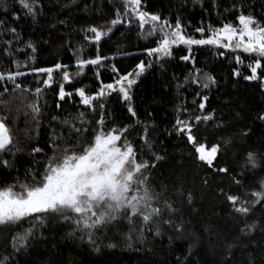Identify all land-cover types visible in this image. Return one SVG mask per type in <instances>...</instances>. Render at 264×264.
Wrapping results in <instances>:
<instances>
[{"label":"trees","instance_id":"trees-1","mask_svg":"<svg viewBox=\"0 0 264 264\" xmlns=\"http://www.w3.org/2000/svg\"><path fill=\"white\" fill-rule=\"evenodd\" d=\"M142 8L173 24L179 18L187 33L198 39L210 34V24L238 25L241 11L245 15L251 12L264 23V0H142ZM117 9L124 12L123 0H38L33 18L19 0H0V21L4 22L0 26V73H26L16 78L21 88L15 91L12 81H0V119L21 149L15 156H5L14 166L0 167V188L17 178L25 181L26 170L43 171L46 155L32 154L31 149L39 146L47 156L52 154L48 142L53 128L57 132L65 130L53 116L68 117L76 127L88 128L85 135L90 141L91 129L97 127L96 121L103 113L106 131L127 126L126 135L137 150V160L155 164L146 175L149 186L160 194L155 205L164 209L162 215L146 227L138 217L134 225L121 218L96 230L94 243L80 231L71 234V222L52 217L36 230L27 250L20 252L14 250L12 237L32 225L27 220L18 225H0V259L10 257L7 264H264V203H250L254 199L251 193L264 180V159L255 168L246 162L248 152L264 157V121L257 119L264 113V79H244L251 74L247 65L254 57L216 45H193L189 52L183 44L173 46L171 56L149 57L144 50L156 47L159 34L148 36L149 26L141 29L138 19L130 14L121 17L122 23L111 26ZM90 26L105 31L111 26L112 31L97 44L85 39L92 35L87 32ZM197 27H204L205 33L195 32ZM11 28L16 29L15 34ZM98 51L109 59L101 66L85 65L77 75V58L93 59ZM184 55L192 59L181 60ZM236 55H241L243 64L236 62ZM140 61L147 67L135 77L136 83L130 89L135 117L128 112L129 102L117 92L94 101L95 111L80 103L77 88H84L89 95L96 93L101 81L113 83L118 78L113 65L119 74H125ZM56 63L68 65L70 81H62V72L56 71L54 83L46 87L43 80L47 74L30 71ZM234 70L241 74L234 75ZM258 74H264V68ZM208 75L215 83L204 88ZM61 82L66 92L73 93L64 100L58 95ZM37 87L43 90L38 100V124L28 106L37 99ZM205 96V108L201 110L199 104ZM78 113L84 116L72 119ZM210 113L211 120L195 119ZM177 118L193 125L198 142L207 147L220 145L215 169L226 167L228 173L196 158L186 134L177 133L174 127ZM81 119L85 123L81 124ZM155 155L163 159L157 161ZM27 179L31 182L30 177ZM227 195L249 202L245 206L251 211L246 216L237 213ZM165 201L175 211L165 208ZM169 219L173 225L164 222ZM179 223H183V229L177 231L174 225ZM245 224L255 226L241 232ZM227 244L233 247L228 249Z\"/></svg>","mask_w":264,"mask_h":264},{"label":"snow or ice","instance_id":"snow-or-ice-1","mask_svg":"<svg viewBox=\"0 0 264 264\" xmlns=\"http://www.w3.org/2000/svg\"><path fill=\"white\" fill-rule=\"evenodd\" d=\"M19 2L26 9L27 14L35 18L34 6L38 0H19ZM123 3L124 12L121 13L117 9L116 18L112 19L109 24L111 26L120 24L122 23L121 17L130 14L138 19L141 29H144L146 25L149 26L148 36L159 34L160 38L156 47L144 50L149 57L153 55L157 57L161 55L171 56L173 46L180 44L188 46L189 52H191L193 45L222 46L233 51L240 50L249 54L250 57H254L247 65L251 74L245 76V80L264 79V74H258V70L264 68V64H262L264 61V23L251 12L245 15L241 11L237 16L238 25L231 22H226L221 27L208 25L207 31L210 34L206 38L198 39L187 33L179 18L173 24L167 19H161L159 14L144 11L142 0H123ZM3 23L0 21V26ZM111 26L106 31L96 26H90L87 32L92 35L85 37V39L98 44L102 37L107 36L112 31ZM10 31L13 34L16 33L15 28H11ZM205 31L204 27L195 29V32L202 35ZM29 47L33 46L29 44ZM33 51H35L34 48ZM220 54L223 55V53ZM107 59L109 57L101 56L99 51L93 59L77 58L76 64L79 67L77 75L83 72L85 65L101 66L102 62ZM180 59L189 61L192 57L184 55ZM235 60L238 64L244 63L241 55H236ZM19 66L17 63V67ZM146 67L145 62L140 61L132 71L119 74V70L113 65L112 71L118 74V78L113 83L104 84L101 81L99 91L90 95L86 94L84 88L75 90L80 97V103L95 111L94 101L101 100L112 92H117L122 94L125 101L129 102L128 112L135 117L136 112L130 103L132 99L130 89L136 83L135 77H139L146 70ZM67 68L68 65L56 63L52 67L33 68L30 71L47 74V78L43 80V85L51 87L54 83L53 73L56 71L62 72V81L67 82L72 79ZM240 74L239 70H234V75L239 76ZM24 75L26 73L20 71L0 73V81L5 79L12 81L15 85L13 91H15L21 88L20 84L15 83L16 78ZM96 75L99 78V71ZM206 81L202 85L204 88L215 83L214 77L210 75L206 77ZM194 82L198 83L199 81L195 80ZM4 91L7 92L8 89L5 88ZM26 91L31 90L26 89ZM42 91L40 87H37L35 89L37 99L28 105L37 124V118L41 112L38 100ZM58 95L60 100H64L66 97H71L73 93L66 92L64 83L61 82ZM206 100L207 97L205 96L199 104L201 110L205 108L204 101ZM57 106L59 107V105ZM99 107L102 109L103 104L101 103ZM83 116L84 113H78L72 119H80ZM52 119L59 120L60 124L65 126V130L61 132H57L55 128L52 130L48 142L52 154L47 156L44 149L39 146L31 149L32 154L46 155L43 171L26 170L25 181L22 182L17 178L12 184L0 188V225H18L25 220L32 225L23 233L17 232L12 237V246L16 252L26 251L31 241L35 239L36 230L52 217H59L65 222H71L74 226L71 234L74 235L76 231H80L88 236L90 243H94L93 235L96 230L121 218L126 219L130 225H134V218L138 217L143 222L142 226L146 227L155 218L162 215L164 209L155 205L160 194L154 192L149 186V179L146 175L149 168L155 167V164H150L147 160H137V150L126 135L127 126L124 128L113 127L106 131L104 115L101 113L99 120L96 121L97 127L91 129L92 139L89 141L85 135L89 132L88 128L76 127L68 117L60 119V117L53 116ZM195 119L196 121H208L213 119V115L210 113L205 116H197ZM257 119L264 121V113H260ZM83 123L85 121L81 119V124ZM174 127L177 133L186 134L188 143L194 148L196 158L208 167L215 169L214 161L217 158L220 145L213 144L211 147H207L205 143L198 142L192 131L193 125L186 120L177 118ZM144 131L147 133V128ZM144 142L148 144L146 137ZM19 151L21 149L14 144L5 121L0 119V167L12 168L14 165L5 156H15ZM162 159V156L155 155V160ZM261 159L264 157L258 156L255 152H248L246 162L255 168L259 166L258 161ZM215 170L228 173L226 167ZM29 177L31 182H28L27 178ZM233 179L235 180L234 177ZM235 182L239 183V181ZM221 192H223L222 189ZM251 195L254 198L250 202L252 205L264 203V180L260 182L259 188L254 190ZM226 198L237 213L246 216L251 211L250 207L245 206L249 202H241L240 197L227 195ZM191 199L192 196L189 193V202ZM164 207L175 211L167 201L164 202ZM164 222L173 225L171 219ZM254 226V224H245L240 231L244 232L245 228L250 231ZM174 227L180 231L183 229V223L175 224ZM156 234L159 235V227L156 229ZM140 235L142 237L143 233L141 232ZM232 247V244H227L228 249ZM9 259L10 257L0 259V264H7Z\"/></svg>","mask_w":264,"mask_h":264},{"label":"rangeland","instance_id":"rangeland-1","mask_svg":"<svg viewBox=\"0 0 264 264\" xmlns=\"http://www.w3.org/2000/svg\"><path fill=\"white\" fill-rule=\"evenodd\" d=\"M211 147V146H210Z\"/></svg>","mask_w":264,"mask_h":264}]
</instances>
